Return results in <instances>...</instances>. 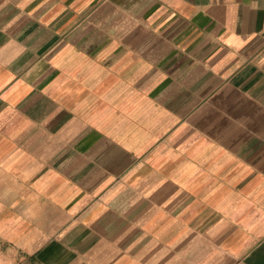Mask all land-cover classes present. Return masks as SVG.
I'll use <instances>...</instances> for the list:
<instances>
[{"label":"crops","instance_id":"1","mask_svg":"<svg viewBox=\"0 0 264 264\" xmlns=\"http://www.w3.org/2000/svg\"><path fill=\"white\" fill-rule=\"evenodd\" d=\"M0 264H264V0H0Z\"/></svg>","mask_w":264,"mask_h":264}]
</instances>
